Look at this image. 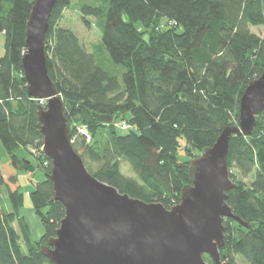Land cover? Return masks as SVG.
Wrapping results in <instances>:
<instances>
[{"label": "trees", "instance_id": "trees-1", "mask_svg": "<svg viewBox=\"0 0 264 264\" xmlns=\"http://www.w3.org/2000/svg\"><path fill=\"white\" fill-rule=\"evenodd\" d=\"M90 1L79 3L81 19L87 25L88 18L95 20L103 50L123 72L109 74L73 31L60 27L71 0H56L44 54L72 149L92 176L121 194L165 209L175 206L190 184L189 161L211 147L226 126L237 125L246 84L264 69V35L251 32L264 29V0ZM33 4L0 0V143L7 156L0 163V188L5 187L11 205L10 212L0 205V264H51L40 247L55 236L64 216L63 205L53 199L50 160L41 150L40 101L27 96L21 65ZM255 119L251 135L228 141V170L236 186L226 193V204L253 227L223 222L220 259L226 264H238L237 258L264 264V109ZM119 121L130 129H116ZM122 161L136 178L122 173ZM36 171L44 177L28 195L43 233L32 241L19 215L24 194L18 176ZM203 258L211 264L207 255Z\"/></svg>", "mask_w": 264, "mask_h": 264}, {"label": "water", "instance_id": "water-1", "mask_svg": "<svg viewBox=\"0 0 264 264\" xmlns=\"http://www.w3.org/2000/svg\"><path fill=\"white\" fill-rule=\"evenodd\" d=\"M56 0H34L25 26L21 59L27 96L40 101L42 153L51 162L53 199L63 205L55 236L40 247L51 264H226L220 259L223 222L235 216L226 195L234 184L227 155L232 136L254 132L264 109V69L241 95L237 125L226 126L211 147L189 161L190 184L175 206L148 203L97 180L71 146L64 106L48 73L44 38ZM43 104V105H42Z\"/></svg>", "mask_w": 264, "mask_h": 264}, {"label": "rangeland", "instance_id": "rangeland-1", "mask_svg": "<svg viewBox=\"0 0 264 264\" xmlns=\"http://www.w3.org/2000/svg\"><path fill=\"white\" fill-rule=\"evenodd\" d=\"M81 0H71V4L62 14L60 27L67 28L70 31H73L78 37L79 41L84 45L87 52L94 56L95 62L102 67L105 71L113 76H120L123 72L122 68L118 65H114L108 58L106 51L103 50L102 40H101V30L95 26V20L92 18H88L90 24L87 25L84 20L81 19V15L79 10L77 9ZM84 2V1H83ZM86 3L92 4L93 1L85 0ZM252 33H256L259 36L264 35V29L262 27H254L251 28ZM4 54V37L0 35V55ZM83 129V127H78L77 129ZM84 130V129H83ZM182 145L183 141H180ZM180 156L183 154L180 151ZM6 156V152L0 143V162L3 161V156ZM7 157V156H6ZM121 171L122 173L130 178H136L134 171L129 167V165L122 161L121 162ZM36 176L33 177L30 181L27 177L25 180L22 178L19 179V183L21 185L20 192L24 194L23 198V206L19 209V215L24 219L26 226L29 227V236L32 241H36L39 239L40 235L43 233V226L40 223L39 217L33 214L31 210V204L29 200V191L34 189L37 181H40V178L44 177L42 171H36ZM19 175L25 176L26 173L20 172ZM39 177V179H38ZM248 181V180H245ZM0 191V205L4 212L11 211V205L9 204V200L7 198L6 190L4 187L1 188ZM5 195V198H4ZM14 228L17 229L18 226L13 224ZM23 253H27V248L21 244ZM238 264H245L244 260L237 258Z\"/></svg>", "mask_w": 264, "mask_h": 264}, {"label": "built area", "instance_id": "built-area-1", "mask_svg": "<svg viewBox=\"0 0 264 264\" xmlns=\"http://www.w3.org/2000/svg\"><path fill=\"white\" fill-rule=\"evenodd\" d=\"M114 125V127L116 128V129H120V130H128V129H130V125H128L126 122H124V121H119V122H116V123H114L113 124ZM79 130V132H84V130L83 129H81V128H79L78 129ZM48 165V161H46L45 163H44V165L43 166H47Z\"/></svg>", "mask_w": 264, "mask_h": 264}, {"label": "crops", "instance_id": "crops-1", "mask_svg": "<svg viewBox=\"0 0 264 264\" xmlns=\"http://www.w3.org/2000/svg\"><path fill=\"white\" fill-rule=\"evenodd\" d=\"M6 156L4 155L3 156V161H1L0 163H2L3 164V162L6 160ZM36 176V174L35 173H33V174H31V173H26V175L25 176H21V175H19L18 176V179H20V178H22L23 180H25V177H27L28 179H29V181L33 178V177H35ZM38 179H39V177H38ZM40 180H43V178H40ZM5 188V187H4ZM0 191H2L1 190V188H0ZM7 194V193H6ZM4 198H5V195H4ZM7 198H8V194H7Z\"/></svg>", "mask_w": 264, "mask_h": 264}]
</instances>
